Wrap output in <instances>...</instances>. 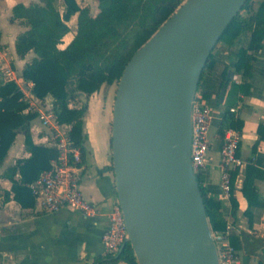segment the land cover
Segmentation results:
<instances>
[{"label": "crops", "instance_id": "1", "mask_svg": "<svg viewBox=\"0 0 264 264\" xmlns=\"http://www.w3.org/2000/svg\"><path fill=\"white\" fill-rule=\"evenodd\" d=\"M88 1L96 5L94 0ZM33 2L37 0H0V11L6 13L4 16L0 15V20H4L0 23V80L15 81L24 94L31 91L32 83L25 81L21 72L33 53L29 52L24 57L16 54V38L27 29V25L22 19L11 20V14L15 4L29 5ZM77 2L82 6L79 0ZM256 10L257 8L254 11ZM73 17L76 26V14ZM67 25L69 32L62 38L60 48L75 33L71 32L72 26L68 21ZM246 39L247 34H243L233 44L217 42L210 53L211 63L203 68L195 92L201 100L213 107L215 114L208 134L209 150L205 165L198 172L204 192L214 200H219L221 193L219 158L223 138L218 133V126L227 105L225 96L223 99L219 98L217 91L223 70L237 59V51ZM250 53L253 58L251 75L246 80L247 92L238 93V100L229 105L237 108L232 113L242 122L237 150L242 165L230 170L231 196L234 198L235 208L231 197L222 201L221 205L224 214L230 217V242L236 249L241 264H264V139L256 143L258 126L264 123V38L259 48ZM232 79L236 84L243 82L239 73L233 74ZM115 85L103 84L88 98L84 95L80 97L86 102L87 109L83 125L87 138L82 157L80 187L84 197L98 206V214L87 216L70 208L45 212L35 198H25L23 205L15 200L11 190L10 167L16 159L29 156L23 133L15 136L0 164V264H95L98 258L104 256L101 234L108 225L107 212L118 201L114 172L105 168L112 163L113 105H108L107 101L101 106L97 98L105 91V86L108 88ZM45 100L50 102L52 97L47 95ZM70 103L74 105V99ZM29 130L33 143L39 144L38 124L35 120H31ZM13 178L17 179L18 174L13 175ZM249 181L251 186L248 185ZM105 264L125 263L119 261Z\"/></svg>", "mask_w": 264, "mask_h": 264}, {"label": "water", "instance_id": "2", "mask_svg": "<svg viewBox=\"0 0 264 264\" xmlns=\"http://www.w3.org/2000/svg\"><path fill=\"white\" fill-rule=\"evenodd\" d=\"M246 1L184 0L133 53L116 85L117 201L126 225L125 193L152 264H218L191 165V105L212 49ZM126 239L137 259L128 229Z\"/></svg>", "mask_w": 264, "mask_h": 264}, {"label": "trees", "instance_id": "3", "mask_svg": "<svg viewBox=\"0 0 264 264\" xmlns=\"http://www.w3.org/2000/svg\"><path fill=\"white\" fill-rule=\"evenodd\" d=\"M94 1L98 8L94 15L88 5L80 6L77 0H62V12L56 5L57 0H37L29 5L17 3L12 7L11 14V20L22 19L27 25V29L16 38V54L24 57L29 52L33 53V57L22 68V78L32 83L31 92L34 96L41 99L47 95L52 97L57 119L72 125L70 136L74 144L80 147L82 157L87 138L83 130L86 102L80 97L84 95L88 98L103 84L117 85L133 53L184 0ZM250 2L247 0L241 8L248 14L242 15L240 10L218 40L233 44L241 35L247 34L245 43L237 51V59L223 70L218 86L217 95L221 99L225 96L227 104L218 126L220 135L228 127L239 130L242 126V122L228 108L238 100V93L247 92L246 80L251 75L253 58L250 52L259 48L264 38V0L260 1L256 11L251 10ZM75 14V33L60 48L62 38L69 32L67 21ZM210 63L211 55L204 67ZM235 73L243 77L242 83L236 84L233 81L232 75ZM75 98L81 105L70 107V101ZM25 107L24 94L17 83L13 80H0V164L17 133H23L24 145L29 152L28 157L16 159L10 167L13 197L22 205L25 198H34L28 185L43 170L48 169L51 159L57 156L54 147L33 143L29 124L35 114L23 112ZM257 132L256 143L264 139V123L259 124ZM105 168L113 171L112 163ZM16 173L18 178L14 179ZM196 175L210 227L214 231H224L221 201L206 195L199 173ZM230 197L235 208L234 198ZM119 261L138 264L133 247L127 239L123 240L118 254L104 255L95 264Z\"/></svg>", "mask_w": 264, "mask_h": 264}, {"label": "built area", "instance_id": "4", "mask_svg": "<svg viewBox=\"0 0 264 264\" xmlns=\"http://www.w3.org/2000/svg\"><path fill=\"white\" fill-rule=\"evenodd\" d=\"M24 99L26 107L23 112L35 114L32 120L38 124V143L57 150V156L51 159L49 168L43 170L38 178L28 185L40 208L45 212L70 208L87 216L98 214V206L84 197L80 187L82 155L80 147L71 139L72 125L59 122L52 102H48L45 98H38L29 91L24 94ZM228 110L235 112L237 108L229 107ZM214 118L213 107L195 93L191 105L190 142L191 165L195 173L205 165L209 150L208 134ZM240 137V131L233 127L226 128L222 135L223 144L219 158L221 189L219 200L221 202L231 196L230 170L242 165V159L237 155ZM223 214L222 209V217L225 221L224 231H214L210 227L218 264H241L238 253L230 242V217ZM107 219L108 225L101 234L104 255L115 256L120 251L123 240L127 238V229L118 202L111 205L107 212Z\"/></svg>", "mask_w": 264, "mask_h": 264}, {"label": "rangeland", "instance_id": "5", "mask_svg": "<svg viewBox=\"0 0 264 264\" xmlns=\"http://www.w3.org/2000/svg\"><path fill=\"white\" fill-rule=\"evenodd\" d=\"M91 1V0H90ZM261 0H251V10H255L258 7V4L260 3ZM79 3L83 6V5H89L90 6V12L91 14H95L97 12V8L96 5L91 1L89 3L88 0H79ZM57 7L60 11L63 10L62 7V2L61 0H57ZM242 15H247L248 12L246 10H241L240 11ZM6 13L0 11V15L4 16ZM4 20H0V23H2ZM68 24L72 27H70L71 32L76 30V26H75V17H70V19L68 20ZM108 87V86H107ZM108 88H110L109 90H107ZM106 88V86L104 87L105 91H103L101 94H99V97L97 98L98 103L103 106L105 104V102L108 101V105L112 106L113 105V100H114V94H115V88L116 85L114 87H108ZM113 88L115 90H113ZM49 102V101H48ZM52 102V100L50 101ZM74 105L72 103H70L72 105V107H79L81 105V102L79 100H77V98L74 99ZM87 110V109H86ZM113 110V108H112ZM112 119V118H111ZM198 173V172H197Z\"/></svg>", "mask_w": 264, "mask_h": 264}, {"label": "bare ground", "instance_id": "6", "mask_svg": "<svg viewBox=\"0 0 264 264\" xmlns=\"http://www.w3.org/2000/svg\"><path fill=\"white\" fill-rule=\"evenodd\" d=\"M123 203L126 207L127 213H126V227L128 229L129 234L131 235V238L133 239L134 246H135V252L137 255V260L139 264H152L150 256L146 253L143 244L141 242L140 237L135 235L136 230V223L134 216L131 212V207L129 202L127 201V198L125 196V193L123 194Z\"/></svg>", "mask_w": 264, "mask_h": 264}]
</instances>
